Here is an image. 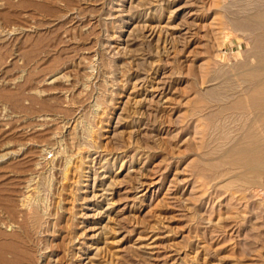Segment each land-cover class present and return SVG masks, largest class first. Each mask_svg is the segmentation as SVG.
Here are the masks:
<instances>
[{
  "label": "rangeland",
  "instance_id": "obj_1",
  "mask_svg": "<svg viewBox=\"0 0 264 264\" xmlns=\"http://www.w3.org/2000/svg\"><path fill=\"white\" fill-rule=\"evenodd\" d=\"M140 1L0 0V264L87 263L99 237L84 231L95 221L81 224L78 197L93 182L68 187L65 170L107 152L120 156L113 264H264V174L235 164L264 147V97L251 100L246 77L264 76V29L252 21L264 0ZM139 16L183 22L178 52L140 40ZM152 65L161 96L146 81L133 89ZM145 98L140 141L108 142L116 127L131 131ZM140 182L152 185L138 193Z\"/></svg>",
  "mask_w": 264,
  "mask_h": 264
},
{
  "label": "bare ground",
  "instance_id": "obj_2",
  "mask_svg": "<svg viewBox=\"0 0 264 264\" xmlns=\"http://www.w3.org/2000/svg\"><path fill=\"white\" fill-rule=\"evenodd\" d=\"M137 1V0H136ZM138 1H140V0H138ZM149 1L151 2L150 4H149ZM155 3H154V2ZM169 2V0H141L140 1V3H139V6L141 5L142 7L143 6H145L147 3V6L149 7V9H151V8H155V7H158V6H156V4L157 5H159V3H161L160 5H162L163 3V5L165 6V5H167V3ZM137 6V5H136ZM161 7V6H160ZM163 7V6H162ZM135 8V7H134ZM136 8H138V7H136ZM142 9V8H141ZM144 9H146V7L145 8H143V10ZM132 10V9H131ZM147 10V9H146ZM128 12V11H127ZM143 12V11H142ZM149 12H150V10H149ZM149 12L147 13V14H149ZM139 13V12H138ZM151 13V12H150ZM155 13V12H154ZM145 14V13H144ZM132 15V14H131ZM121 16V15H120ZM149 16V15H148ZM148 16H146L147 18H148ZM151 16V15H150ZM161 16V15H160ZM173 16V15H172ZM134 17V16H133ZM170 17V16H169ZM123 18V17H122ZM141 17L139 16V18H137V17H135L134 18V20H137V23H135V24H137L136 26H135V28L132 30V32L133 33H135V32H137V36H138V38H140V40H146L149 44H152V45H155V47H156V49L157 50H162V53H163V51H167V52H171V53H173L174 51H177L176 49H177V47H178V45L180 44V43H182V40L184 39V36L188 33V32H184L185 34H182V32L183 31H185V27L183 26V22H182V25H179V26H172L171 25V21H168L167 23H165L164 24V22H163V18L162 17H160L159 18V20H157L156 21V19L155 20H151L150 18L149 19H144V20H141L140 19ZM144 18V17H143ZM183 20V19H182ZM253 22H254V25L255 26H257V27H261V28H263L264 29V11H259V12H257L255 15H254V17H253V20H252ZM185 22V21H184ZM188 22V21H187ZM181 23V22H180ZM179 23V24H180ZM251 23V22H250ZM173 24V23H172ZM184 24H186V23H184ZM253 24V23H252ZM249 25V24H248ZM254 25H252V27L254 26ZM192 26V25H191ZM191 26H190V28H191ZM254 26V27H255ZM184 27V28H183ZM249 27V26H248ZM251 29H253V28H251ZM186 31H188V30H186ZM191 33V32H190ZM129 34V33H128ZM135 35V34H134ZM190 35V34H189ZM186 37V36H185ZM130 38V37H129ZM137 38V39H138ZM114 41V40H113ZM146 42V43H147ZM264 42V41H263ZM126 44H127V42H126ZM143 44H144V42H143ZM147 45V44H146ZM183 45V44H182ZM180 46V45H179ZM118 47V46H117ZM119 48V47H118ZM117 48V49H118ZM126 48V47H125ZM124 48V49H125ZM122 49V48H121ZM124 49H122V50H124ZM128 51V50H127ZM151 51V50H150ZM159 52V51H158ZM158 52H157V54H158ZM178 52V51H177ZM117 53V55H118V52H116ZM124 53V55H125V51L123 52ZM138 53V52H137ZM160 53V52H159ZM170 53V54H171ZM119 54H121V53H119ZM176 54V53H175ZM128 55V54H127ZM131 55H133V54H129V56H131ZM159 56V55H158ZM119 57H120V55H119ZM122 57V56H121ZM161 57V56H160ZM131 58V57H130ZM171 58V57H170ZM133 59V61H134V57L132 58ZM147 60V59H146ZM159 60V59H158ZM153 63H155V62H153ZM126 65V64H125ZM148 65V64H147ZM154 65V64H153ZM153 65H152V68H150L151 70H150V72L147 74V75H145L146 77H145V79L144 80H140L139 78L141 77V75H139L138 73L137 74H135L134 75V77L135 78H137V81H139V82H136L135 81V84L133 85V89L135 90L136 88H137V86H138V84L140 83V81H143L142 83H144V81H146L148 84H151V92H152V96H153V94H157L158 96L160 95H162V94H164L165 92H166V90H167V86H166V82H164L162 79L161 80H159V81H157L158 79L156 78V76H158V70L157 69H155L154 67H153ZM149 66V65H148ZM156 66V65H155ZM159 69V68H158ZM133 73V72H132ZM136 73V72H135ZM129 74V73H128ZM144 75V74H143ZM125 77V76H124ZM246 77H247V79H249V80H251V81H253V82H255L254 84L256 85V87L253 89V91H252V94H251V100H256V102H257V99H262V97H264V76H263V74H261V72H260V69L258 68V70H254V71H252V72H250V73H248L247 75H246ZM110 78V77H109ZM133 78V77H132ZM143 79V78H142ZM127 80V79H126ZM127 84V83H126ZM140 87V86H139ZM147 91V90H146ZM150 92V91H149ZM121 95V94H120ZM150 95V96H151ZM149 96V95H148ZM149 96V97H150ZM151 96V97H152ZM154 98V97H153ZM153 98H152V100H153ZM151 100V101H152ZM239 100V99H238ZM146 101H148V100H146V98H145V100L143 99V101H141V100H139V101H136V102H134L135 103V106H134V112H133V114H135L134 116L136 117L137 116V118L136 119H134V118H130L132 121H131V123H130V125H131V131H129V132H127V131H124L123 129V132H119V133H117V131L116 130H118L119 129V127H116V129L114 130V132H113V136L110 138L109 136H107V137H109L108 138V140H110V141H108V142H110V143H114V142H112V140L114 139V138H117V137H119L120 139H122V138H125V141L124 142H126V143H124V144H127L128 145V148H130V146L129 145H136L137 144V142H139L140 141V138L142 137V132H144V131H142V129H143V127H142V125L145 123L144 122V119H145V112H142L141 111V109H140V107H142V103L143 102H146ZM150 101V102H151ZM127 102H128V100H127ZM149 102V103H150ZM154 102V101H153ZM241 103H243L244 102V100L243 101H240ZM128 103H131V101L130 102H128ZM145 105V104H144ZM127 106V105H126ZM146 107V106H145ZM148 108H150V107H148ZM133 109H131V110H133ZM144 109V108H143ZM261 109V108H260ZM263 109V108H262ZM261 109V110H262ZM122 110V109H121ZM130 110V111H131ZM123 111H125V110H123ZM129 111V112H130ZM148 111V110H147ZM152 112V111H151ZM159 112V111H158ZM261 112V111H260ZM124 113H126V112H124ZM133 114H132V116H133ZM140 114V115H139ZM147 114V113H146ZM127 115H129V114H127ZM138 115H139V117H138ZM148 115V114H147ZM146 115V116H147ZM140 116H142V117H140ZM150 116H151V114H150ZM121 117V116H120ZM119 117V118H120ZM126 117L127 116H125V119H126ZM144 117V118H143ZM149 117V116H148ZM118 118V117H117ZM261 118V120L264 122V113L262 114V116L260 117ZM124 119V118H123ZM128 120V119H127ZM121 120H119V121H117L118 123H117V126H119L120 125V123L122 122H120ZM123 121H125V120H123ZM126 123H127V121H126ZM122 124V123H121ZM129 124V123H128ZM147 123H145V125H146ZM127 125V124H126ZM116 126V125H115ZM142 127V128H141ZM146 127V126H145ZM148 128V127H147ZM73 129V128H72ZM75 129V128H74ZM145 129V128H144ZM110 130V129H109ZM119 130H121V129H119ZM154 130V129H153ZM90 133V132H89ZM101 135V134H100ZM145 135L146 134H144L143 135V137H145ZM148 135V134H147ZM149 136H151V135H149ZM107 140V139H106ZM142 140V139H141ZM70 141V140H69ZM122 141V140H121ZM120 141V142H121ZM141 143V142H140ZM102 144V143H101ZM107 144V143H106ZM118 144H120V143H118ZM109 145V144H108ZM121 145V144H120ZM101 146V145H100ZM112 146V145H111ZM114 146V145H113ZM117 147V146H116ZM120 146H118L117 148H118V150L120 149L119 148ZM243 148V147H242ZM246 148V147H245ZM114 149H116V148H114ZM89 150V149H88ZM122 150V149H121ZM73 151V150H72ZM86 151V150H85ZM104 150H102V152H103ZM110 151V150H109ZM114 151V150H113ZM235 152V151H234ZM88 153V152H87ZM108 153V152H107ZM106 153V154H107ZM237 153V152H236ZM97 154H98V152H97ZM100 154V153H99ZM101 154H104V153H101ZM105 154V155H106ZM113 153H111V155L108 157V156H106L105 157V155L104 156H99V158L97 159V160H93L92 161V166L91 167H87V166H85V164L83 163H81L80 161V163H81V165L79 166L78 164H79V162H78V159L76 160L78 163H74V166L72 167V166H68V165H66L67 166V168H66V170H65V168H64V170L65 171H67L66 172V174H65V176H66V178H67V180L70 182V183H68L67 181V183L69 184V186L68 187H71V186H73L72 184H73V182H74V180L75 179H77L78 178V180L79 179H82L83 180V177H86V178H88V180L90 179V180H92V182H93V184H92V186H85L84 184V186L83 187H85L84 189H82V190H84V191H82V190H80V193H81V196H79L78 198H79V201H82V202H80V203H82V204H78V205H80V209H79V212H77L78 213V217L80 216V218H78V219H81V218H83L84 219V221L81 223V224H85L86 223V220H91V219H93L94 221V223H93V227H88L89 225H87V227H84V231L86 232V231H92V233H93V235L91 236V239H97L98 237V242H97V246H96V248H92L93 246H95V245H90L91 247H89V249H91V253H93L94 252V254H92V256L91 257H89V258H87L88 260H87V263H85V264H113L114 262H116V261H114L115 259H116V257H115V255L114 254H117V251L115 252V253H113V252H111L110 254H107V247H108V245H110L109 243H108V236L111 234V233H113L114 231L113 230H115L113 227H112V224L111 223H113V222H115V219L112 217V215H113V213H114V210H113V206H114V204L112 203V201H113V199H110V198H113V196L114 195H116L115 194V190L117 189V183L119 184V182L120 181H118V175L116 174V175H114L113 176V172H112V167H114L115 166V164L117 163V162H119V160H120V156L117 154V155H112ZM238 155H240L241 157L239 158V159H236L235 160V164L236 165H240V166H242V168L243 167H245L246 169L245 170H247V172H253V173H256L257 175H262V174H264V147H259V146H257V147H254L253 149H250V150H244V151H242V152H238ZM81 157V156H80ZM83 157V156H82ZM74 158V157H73ZM77 158V157H76ZM70 159H72L71 157H70ZM81 159V158H80ZM82 159H84V158H82ZM68 160V159H67ZM85 160H88V159H85ZM90 160V159H89ZM233 160V159H232ZM72 161H73V159H72ZM83 161V160H82ZM138 161V160H137ZM234 161V160H233ZM74 162H75V160H74ZM86 162V161H85ZM91 162V161H90ZM66 163V162H65ZM68 163H69V160H68ZM71 164H72V162H71ZM122 165V164H121ZM89 166V165H88ZM96 166H99V169L98 170H96L95 168H97ZM123 166L124 165H122V166H120V168L122 169L123 168ZM233 166H235V165H233ZM72 167V168H71ZM85 167V168H84ZM239 168V167H238ZM81 169V170H80ZM240 169V168H239ZM78 170H80V172H81V174L80 175H78L77 174V176H76V172L78 171ZM86 170H88V171H86ZM246 172V173H247ZM249 172V173H250ZM65 173V172H64ZM118 173V172H117ZM70 174V175H69ZM255 175V174H254ZM64 176V177H65ZM69 176H70V178H69ZM141 177V176H140ZM120 180V179H119ZM251 180V179H250ZM87 181V180H86ZM139 181V180H138ZM251 181H253V180H251ZM62 182H64V180L62 181ZM66 182H64V183H66ZM77 182V181H76ZM122 182V181H121ZM71 184V185H70ZM87 184V183H86ZM60 185V184H59ZM75 185V184H74ZM134 185V184H133ZM151 185H152V183H151ZM150 185V186H151ZM150 186L149 185H147V183H145V182H140L139 183V187L137 188V187H135L134 189L138 192L139 190H141L142 191V189H143V191L144 190H146L147 191V188H150ZM66 187V186H65ZM75 187H76V185H75ZM62 188V187H61ZM67 188V187H66ZM66 188H64L65 190H66ZM63 189V188H62ZM70 189V188H69ZM68 189V190H69ZM78 189V188H77ZM67 190V191H68ZM134 190V191H135ZM62 191V190H61ZM75 191V190H74ZM64 192V191H63ZM69 192V191H68ZM66 193V194H68L69 195V193ZM71 192V191H70ZM78 192L79 191H77L76 192V194H78ZM59 193H60V191H59ZM72 193V192H71ZM139 193V192H138ZM137 193V194H138ZM136 194V195H137ZM60 195H62V194H60ZM74 195V194H73ZM66 196V195H65ZM72 196V195H71ZM119 196H120V194H119ZM67 197V196H66ZM65 197V198H66ZM76 197V196H75ZM69 198V197H68ZM73 198H74V196H73ZM120 200V199H119ZM118 200V201H119ZM122 200H123V198H122ZM117 201V202H118ZM64 203V202H63ZM66 203V202H65ZM69 204V203H68ZM71 204V203H70ZM60 205V204H59ZM65 205V204H64ZM67 205V204H66ZM71 205H73V204H71ZM77 205V204H76ZM55 206V205H54ZM74 206H75V202H74ZM74 206H73V208H74ZM72 207V206H71ZM70 207V208H71ZM115 207V206H114ZM63 208V207H62ZM130 208V207H129ZM69 209V208H68ZM76 209V208H75ZM70 210V209H69ZM77 210V209H76ZM73 210H71V212H72ZM64 212L66 213L67 211L66 210H64ZM70 211H69V213H71ZM60 213V212H59ZM62 213V212H61ZM63 214V213H62ZM67 214V213H66ZM75 214V213H74ZM70 215H72V214H70ZM105 215H107V219H108V221L106 222L107 224H105L104 226L102 225V224H98L99 222L98 221H100L101 219L103 220V218L105 217ZM59 216V215H58ZM115 216V215H114ZM116 217V216H115ZM68 218H69V216H68ZM35 219V218H34ZM49 219V218H48ZM53 219V218H52ZM74 220H75V218H74ZM101 220V221H102ZM65 221H66V219H65ZM73 221V220H72ZM118 221V220H117ZM69 222V221H68ZM89 222V221H88ZM97 222V223H96ZM40 223V222H39ZM39 223H37V224H39ZM119 223V222H118ZM80 224V223H79ZM74 225V224H73ZM97 225H102V226H100V228H96V226ZM116 225V224H115ZM114 226V225H113ZM77 228V227H76ZM125 228V227H124ZM73 230V229H72ZM71 231V230H70ZM85 232H84V234H82L83 236L85 235ZM115 233V232H114ZM70 235V234H69ZM81 235V234H80ZM76 236V235H75ZM69 237V236H68ZM78 237L79 236H76V238L78 239ZM85 237V236H84ZM87 237V236H86ZM110 237V236H109ZM76 239V240H77ZM72 240H74V239H72ZM72 240H70V241H72ZM79 240V239H78ZM77 240V241H78ZM76 241V242H77ZM97 241V240H96ZM116 241V240H115ZM75 242V243H76ZM71 243H73V241L71 242ZM99 243V244H98ZM100 243H103V247H100L99 245H100ZM112 243V242H111ZM68 245V244H67ZM71 247V246H70ZM139 248V247H138ZM61 249V248H60ZM81 249V248H80ZM109 249V248H108ZM141 249V248H140ZM67 251H68V249H67ZM137 252H138V250H136ZM262 252V251H261ZM105 254V255H104ZM142 254V253H141ZM87 255V254H86ZM104 255V256H103ZM73 256V255H72ZM71 256V257H72ZM74 257H79L78 256V254H75V256ZM74 257H72V258H74ZM102 257V258H101ZM137 257V256H136ZM140 257V256H139ZM263 257V256H262ZM80 258V257H79ZM78 258V259H79ZM115 258V259H114ZM122 258V257H121ZM141 258H142V255H141ZM135 260V259H134ZM74 261V260H73ZM76 261V260H75ZM79 261H81V263L80 264H84L83 263V260H82V258H81V260H78V262ZM122 261V260H121ZM138 261V260H137ZM66 262V261H65ZM77 262V263H78ZM136 262V261H135ZM70 263V262H69ZM73 264V263H72ZM137 264H139L138 262H137Z\"/></svg>",
  "mask_w": 264,
  "mask_h": 264
}]
</instances>
